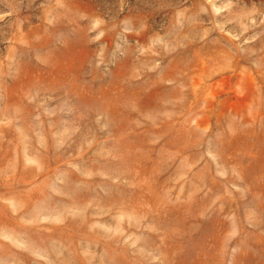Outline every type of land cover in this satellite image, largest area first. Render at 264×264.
<instances>
[{"label":"rangeland","instance_id":"obj_1","mask_svg":"<svg viewBox=\"0 0 264 264\" xmlns=\"http://www.w3.org/2000/svg\"><path fill=\"white\" fill-rule=\"evenodd\" d=\"M0 264H264V0H0Z\"/></svg>","mask_w":264,"mask_h":264}]
</instances>
